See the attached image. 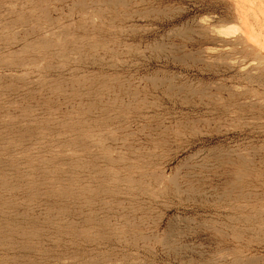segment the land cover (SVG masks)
Here are the masks:
<instances>
[{
	"label": "rangeland",
	"instance_id": "obj_1",
	"mask_svg": "<svg viewBox=\"0 0 264 264\" xmlns=\"http://www.w3.org/2000/svg\"><path fill=\"white\" fill-rule=\"evenodd\" d=\"M263 27L264 0H0V264H264Z\"/></svg>",
	"mask_w": 264,
	"mask_h": 264
},
{
	"label": "bare ground",
	"instance_id": "obj_2",
	"mask_svg": "<svg viewBox=\"0 0 264 264\" xmlns=\"http://www.w3.org/2000/svg\"><path fill=\"white\" fill-rule=\"evenodd\" d=\"M241 1H242V0H241ZM236 4H237V3H236ZM241 5H242V4H241ZM238 7H239V5H238ZM238 11L240 12V14L238 15V17H239L240 15H243V14H244V11H245V10H243L242 8L239 7ZM238 11H237V13H238ZM247 11H248V10H247ZM245 13H246V11H245ZM248 13H249V12H248ZM246 14H247V13H246ZM251 14H252V13H251ZM254 14H255V13H254ZM255 16H257V15H255ZM248 17H249V16H248ZM241 18H242V17H241ZM244 18H245V17H244ZM246 18H247V17H246ZM246 18H245V20H246ZM250 18H251V17H250ZM258 18H259V17H258ZM258 18H257V19H258ZM253 19H254V18H253ZM238 21H239V20H238ZM252 21L254 22V20H252ZM255 21L257 22V23H255V24H258V21H257L256 19H255ZM245 22H246V21L243 22V26H244ZM260 23H261V22H260ZM246 25H247V24H246ZM246 25H245V27H246ZM240 26H242V23H241ZM247 26H248V25H247ZM256 27H257V26H256ZM258 28H259V27H258ZM261 28H262V27H261ZM263 28H264V27H263ZM247 29H248V28H247ZM262 32H264V31H262ZM259 33H261V32H259ZM248 34H249V32L246 33V35H248ZM241 35H242V34H241ZM244 35H245V33H244ZM244 35H242V36L244 37ZM246 35H245V37H246ZM261 35H262V34H261ZM261 35H260V37H259V36H258V37L261 38V39L263 38V39H262V41H263V40H264V35H262V36H261ZM249 36H250V34H249L248 37L244 40L246 43H248V45L251 43V40H252V42H255V40H253L251 37H250V38H251V40H250ZM256 37H257V35H256ZM242 39H243V38H242ZM261 39H259V42H260ZM262 41H261V42H262ZM245 42H244V43H245ZM259 44H260V43H259ZM250 45L252 46L253 44H250ZM254 45L256 46V42L254 43ZM251 48H253V47H251ZM251 48H250V49H251ZM254 49L256 50V47H255ZM258 56H259V55H258Z\"/></svg>",
	"mask_w": 264,
	"mask_h": 264
}]
</instances>
